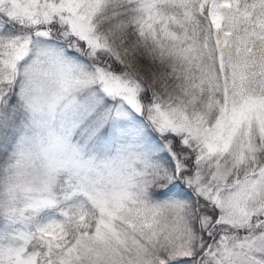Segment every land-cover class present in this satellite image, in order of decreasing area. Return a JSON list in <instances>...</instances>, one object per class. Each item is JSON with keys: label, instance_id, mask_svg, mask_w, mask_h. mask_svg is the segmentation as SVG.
I'll return each mask as SVG.
<instances>
[{"label": "snow or ice", "instance_id": "obj_1", "mask_svg": "<svg viewBox=\"0 0 264 264\" xmlns=\"http://www.w3.org/2000/svg\"><path fill=\"white\" fill-rule=\"evenodd\" d=\"M0 264H264V0H0Z\"/></svg>", "mask_w": 264, "mask_h": 264}]
</instances>
